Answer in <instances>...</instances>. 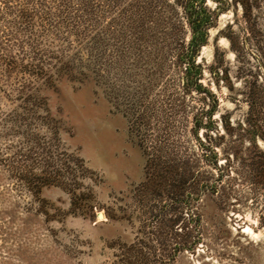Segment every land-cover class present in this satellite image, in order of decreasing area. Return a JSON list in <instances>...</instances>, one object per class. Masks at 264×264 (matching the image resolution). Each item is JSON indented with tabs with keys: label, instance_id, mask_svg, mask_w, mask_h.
<instances>
[{
	"label": "trees",
	"instance_id": "1",
	"mask_svg": "<svg viewBox=\"0 0 264 264\" xmlns=\"http://www.w3.org/2000/svg\"><path fill=\"white\" fill-rule=\"evenodd\" d=\"M217 2L212 9L208 0H0V90L12 86L18 102L2 121L11 122L10 132L30 139L26 149L20 147L14 153V160L0 162H9L13 176L25 181L37 200L44 188L60 186L71 196L73 214L89 216L94 207L91 194L73 187L76 176L67 178L63 163H58L62 160L55 165L58 159L48 154L62 126L39 91L55 88L63 80L92 82L106 91L112 107L127 119L130 137L146 158L141 191L168 201L165 225L169 233L178 221L174 212L180 209L178 219L187 215L192 222L191 213L197 210L192 202L206 194L217 197L221 210L236 212L241 203L252 207L264 230V151L257 148V139L264 141V0ZM231 3L241 8L243 24L238 31L228 25L227 33L221 34L240 64L245 84L242 95L248 105L242 132L256 150L247 149L242 166L236 168L237 177L223 183L224 169L215 164L221 172L215 177L196 163L195 156L193 160L190 154L178 152L172 117L183 112L182 104H175L174 93L164 94L166 87L156 91L160 84L166 86L164 78L174 69L178 77L172 81L178 82L184 95L194 90L204 102H213L195 116L193 131L203 127L200 117L212 123L218 101L203 85L204 68L197 59L209 42L210 30ZM220 55L217 52L212 73L225 81L228 71L221 70ZM42 129L47 134L40 137ZM27 153H37L36 161L44 163L40 173L34 167L15 164L28 159ZM211 153L217 157L214 150ZM234 154L238 158L239 152ZM114 256V264H170L167 258L160 262L149 242L119 244Z\"/></svg>",
	"mask_w": 264,
	"mask_h": 264
},
{
	"label": "rangeland",
	"instance_id": "2",
	"mask_svg": "<svg viewBox=\"0 0 264 264\" xmlns=\"http://www.w3.org/2000/svg\"><path fill=\"white\" fill-rule=\"evenodd\" d=\"M217 5V0H208L210 8ZM227 8L210 30L209 42L197 59L204 68L202 83L218 101L212 123L200 117L203 127L193 131L195 116L211 108L213 102H204L194 90L184 95L178 82L172 81L178 77L174 69L164 78L166 86L160 84L156 91L166 87L164 94L174 93L175 104H182L183 112L172 117L178 152L190 154L193 160L196 157V163L215 177L221 173L218 169H224L223 183L237 177L236 168L242 166L247 149L256 150L242 132L248 105L242 95L245 84L240 64L221 34L227 33L228 25L238 31L243 24L242 10L232 3ZM217 52L228 80L213 76ZM247 59L255 67L250 55ZM39 96L62 126L48 154L58 159H54L55 165L62 160L58 163H63L62 173L67 178L76 176L73 187L91 194L94 207L89 216L73 214L71 196L60 186L44 188L37 200L25 181L13 176L9 162H0V264H114L119 244L139 242L155 246L160 262L167 258L170 264H264V230L258 225L257 211L243 203L237 205L236 212L233 208L221 210L217 197L206 194L192 202L197 209L191 213L192 222L186 213V221L178 219L180 209L174 212L178 221L169 233L165 225L168 201L150 198L141 191L146 158L130 137L127 119L112 107L104 89L92 82L63 80L55 88L41 87ZM16 98L12 86L0 90V160H14V153L30 144L29 137L9 131L11 122L2 121L16 108ZM4 124L7 129H3ZM44 134L46 130H40V137ZM257 148L264 151L260 138ZM36 154L15 164L34 167L40 173L44 163L36 161ZM178 244L187 247L182 249Z\"/></svg>",
	"mask_w": 264,
	"mask_h": 264
}]
</instances>
